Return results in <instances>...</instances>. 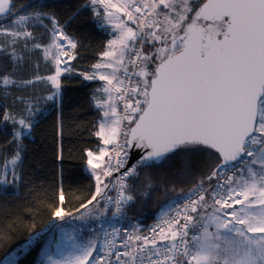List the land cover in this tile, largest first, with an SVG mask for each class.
I'll use <instances>...</instances> for the list:
<instances>
[{
  "label": "snow or ice",
  "instance_id": "snow-or-ice-1",
  "mask_svg": "<svg viewBox=\"0 0 264 264\" xmlns=\"http://www.w3.org/2000/svg\"><path fill=\"white\" fill-rule=\"evenodd\" d=\"M88 6L113 37L92 72L79 73L102 82L96 92L106 97H93L102 110L95 132L100 144L85 150L94 191L72 212L52 210L48 226L67 247L54 249L50 240L40 264H264V0H88ZM7 14L15 19L0 24V52L8 61L0 63V88L47 81L54 89L47 99L59 103L77 42L54 13L17 15L12 0H0V15ZM33 25L43 26L50 42L32 49L42 48L55 70L18 80L27 65L21 53L32 50ZM16 100L23 104L21 118L3 114L16 129L10 141L16 150L3 158L0 189L22 179L18 142L40 112L24 97ZM130 150L140 155L126 167ZM178 151H207L219 162L181 189L154 225H134L122 235L110 220L124 216L134 200L138 169ZM144 180L150 186V178ZM113 190L114 197L108 195ZM59 201H65L62 189ZM90 219L99 228L87 240L62 227L76 220L86 226ZM40 237L31 232L0 264H20Z\"/></svg>",
  "mask_w": 264,
  "mask_h": 264
},
{
  "label": "trees",
  "instance_id": "trees-1",
  "mask_svg": "<svg viewBox=\"0 0 264 264\" xmlns=\"http://www.w3.org/2000/svg\"><path fill=\"white\" fill-rule=\"evenodd\" d=\"M12 3L17 15L35 11L54 13L65 25L66 33L77 42L76 59L71 61L74 71L61 77L59 103L47 99L54 90L47 81L9 86L6 90L0 88V166L3 158H10L16 150V144L10 143L16 129L11 121H3L4 112L15 115L17 120L21 118L23 104L16 97H24L34 109H40L30 134L18 142L22 148L19 169L22 179L0 189V258L21 245L31 232L40 231V239L20 261V264H36L43 238L52 229L48 226L53 219L52 210L62 206L72 212L94 191L95 182L85 169V150L100 144L95 136L100 111L93 100V91L99 82L85 80L79 73L92 71V65L99 60L98 54L107 44L109 32L102 27L103 19L93 15L88 0H12ZM28 4L38 7H22ZM12 19H15L12 14L2 15L0 24L9 25ZM44 19L45 24H49L48 19ZM29 30L35 37L29 42V49L35 43L47 45L50 42V34L43 26L33 25ZM3 39L0 36V41ZM22 48L23 42L17 51ZM21 54L27 65L24 71L17 73L16 79L46 77L54 72L51 62L45 61L42 48ZM0 63H8L2 52ZM218 162L207 151H178L159 164L139 168L140 179L132 192L134 200L125 207V215L140 226L148 223L166 209L181 189L187 191L195 183L194 177L207 174ZM145 176L150 178V186ZM61 189L65 195L63 205L59 201Z\"/></svg>",
  "mask_w": 264,
  "mask_h": 264
},
{
  "label": "rangeland",
  "instance_id": "rangeland-1",
  "mask_svg": "<svg viewBox=\"0 0 264 264\" xmlns=\"http://www.w3.org/2000/svg\"><path fill=\"white\" fill-rule=\"evenodd\" d=\"M0 16H2V15H0ZM103 24H104V21H103ZM106 29L108 30V32L111 31L110 26L107 27ZM112 38L113 37L109 35L108 40H110ZM70 64H71V61H70ZM101 86H102V82H99V84H97L95 86L94 91H93V97L95 96V97H97V99H104V98H106V97H101L100 94L96 92V89L97 88H100ZM94 104L96 106V102L95 101H94ZM99 111H100V118H101L102 110L99 109ZM96 148H94V149H96ZM85 169H86V172L90 173L89 170H88V168H87V165L85 166ZM3 188H5V186ZM96 223H97V221L90 219L87 222V225L85 226V224H84L83 221L76 220V221H73L71 224H63L62 227H63V229H64L65 232L77 231L84 240H87V239H89L91 237H94L97 234L98 229H95V230L90 231L89 229L85 230V228L87 226H89V225L90 226H93ZM50 240L52 241V244L54 246V249L56 247H59L61 249L67 247V243L65 242V240L61 236L60 231H58L56 228H52L49 232H47V234L43 238L42 247L40 249V252H39V255H38V260L36 261V264H40L41 259H42V255L41 254H42L43 250L48 246V243H49Z\"/></svg>",
  "mask_w": 264,
  "mask_h": 264
},
{
  "label": "built area",
  "instance_id": "built-area-1",
  "mask_svg": "<svg viewBox=\"0 0 264 264\" xmlns=\"http://www.w3.org/2000/svg\"><path fill=\"white\" fill-rule=\"evenodd\" d=\"M121 109H122V105H121ZM125 123H127V122H125ZM130 160H131V155H130V152H129L128 163L130 162ZM114 162H115V158H114L113 163H114ZM128 163H127V164H128ZM122 171H123V170H122ZM117 175H118V173H114V174H113V178H115V176H117ZM108 195H111V196L114 197V196L116 195V193H115V191L113 190V191H110V192L108 193ZM112 210H114V206H112ZM159 216H160V215H159ZM159 216L155 217L153 220L149 221L148 223H146V224H144V225H142V226H140V225L134 223V222H133L131 219H129L128 216L125 215V214H124V216H122V217L112 218V219L110 220V223H111L112 226L121 229V234L123 235V230H124V229L131 230L132 227H133L134 225H138V226H140V227L143 228V229H147L148 227L154 225V224L157 222V219L159 218ZM109 217H111V211H110V213H109ZM104 227H107V228H108V231H111V227H108L107 224H105ZM98 228H99V222H97V223H96L95 225H93V226H90V225L87 226V227L85 228V230L89 229L90 231H92V230H95V229H98ZM117 242H119V241H117Z\"/></svg>",
  "mask_w": 264,
  "mask_h": 264
},
{
  "label": "water",
  "instance_id": "water-1",
  "mask_svg": "<svg viewBox=\"0 0 264 264\" xmlns=\"http://www.w3.org/2000/svg\"><path fill=\"white\" fill-rule=\"evenodd\" d=\"M204 2V1H203ZM202 2V3H203ZM130 155H131V160L130 162L126 165V167H131V165L133 163H135V161L137 159H139V155H140V150H130Z\"/></svg>",
  "mask_w": 264,
  "mask_h": 264
},
{
  "label": "crops",
  "instance_id": "crops-1",
  "mask_svg": "<svg viewBox=\"0 0 264 264\" xmlns=\"http://www.w3.org/2000/svg\"><path fill=\"white\" fill-rule=\"evenodd\" d=\"M107 217H109V215Z\"/></svg>",
  "mask_w": 264,
  "mask_h": 264
}]
</instances>
